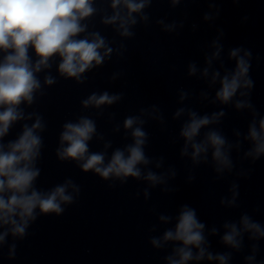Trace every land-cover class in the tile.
Segmentation results:
<instances>
[{
	"label": "clouds",
	"instance_id": "clouds-1",
	"mask_svg": "<svg viewBox=\"0 0 264 264\" xmlns=\"http://www.w3.org/2000/svg\"><path fill=\"white\" fill-rule=\"evenodd\" d=\"M150 3L151 0H111L113 14L105 16L103 23L119 22L120 34L131 36L133 33L129 28L137 23L133 14L142 13ZM96 11L93 0H0V51L5 53L0 60V227L9 226L0 232V243L5 241L9 233L14 237H24L30 221L37 218V209L42 214H60L64 211L62 204L73 203V196L67 193V188L72 184L70 180L48 191L35 187L41 172L36 162L44 146L43 137L39 133L45 130L46 125L41 115L29 113L26 116L20 106L34 103L35 93L42 88L37 74L51 68L50 61L54 57L60 58L59 73L67 78H76L80 83L83 82V73L103 63L104 57L111 51L107 48L105 38L98 32L84 37L80 35L88 28L82 21L93 16ZM142 18L147 20L146 15H142ZM30 48L34 50L35 61L29 55ZM101 49H106L103 55ZM240 51L239 48L230 51V57L236 59L234 71H226L222 77L219 71L212 74L213 84L219 79L216 101L221 104L230 103L241 87L252 85L250 77L246 78L250 64L244 56L238 55ZM214 55L218 56L219 50ZM245 56H250V52H245ZM208 63L210 65L211 60ZM195 72V65H190V74ZM207 74L208 68H205L204 75ZM55 82L50 73L45 75L44 84L52 85ZM186 96V93H182L181 99ZM120 99L119 94L93 93L82 103L85 107H100L112 105ZM235 106L239 109L245 107V104L236 101ZM185 112L187 119L179 132L184 141L181 155H189L191 148V159L198 164L201 160H208L211 150L215 170L218 173L224 169L231 170L234 165L230 151L234 146L241 147V143L233 145L219 128L212 127L220 123L225 112L220 110L200 115L182 107L176 111L175 116L180 117ZM33 115L35 121L31 126L23 124L16 139L4 142V137L16 122L32 119ZM258 116L259 113H254L247 135L244 136L245 140L251 142L245 156L251 157L253 162L264 155V117L256 119ZM145 122L138 116L126 117L123 126L131 130L132 142L123 148H116L107 160L105 152H89L88 142L97 131L93 119L83 116L75 123L66 122L60 133L61 147L57 155L61 160L83 161L80 165L83 171H94L105 180L115 177L123 184L131 177L144 179L153 187L166 183L164 174L157 175L151 170L143 172L140 167L151 163L145 153L148 140V133L142 127ZM236 135L240 136L241 133L237 132ZM105 147H110V144ZM236 187L233 185L234 189ZM145 192L147 194V190ZM230 203L234 204V199ZM159 219L169 223L173 217L161 215ZM239 223L240 227L236 223L224 224L228 231L222 236L223 244L239 250L244 233H250L249 238L253 240L264 237V227L248 214L242 215ZM211 232L216 234L217 229L213 228ZM170 241L177 243L173 254L166 257L167 264H188L191 260L199 261L205 256L209 260H218L219 264H227L231 257L230 253L213 255L208 252L205 224L198 218L196 209L188 205L179 209L174 228L166 229L161 238L153 237L151 244L162 248ZM12 248L14 250L15 245ZM256 249L257 246L253 245V250ZM246 259L253 261L255 256Z\"/></svg>",
	"mask_w": 264,
	"mask_h": 264
}]
</instances>
